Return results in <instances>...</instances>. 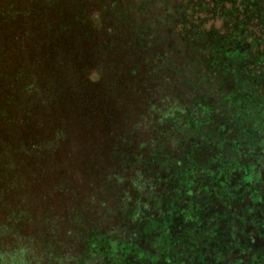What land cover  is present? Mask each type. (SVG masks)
<instances>
[{
	"label": "rangeland",
	"instance_id": "1",
	"mask_svg": "<svg viewBox=\"0 0 264 264\" xmlns=\"http://www.w3.org/2000/svg\"><path fill=\"white\" fill-rule=\"evenodd\" d=\"M249 6L264 12V0H0V264H109L114 249L91 240L92 234L133 238L129 210L147 208L153 192L165 198L168 190L171 214L190 189L179 178L190 167L175 165L170 152L196 142L183 124L201 119L197 99L225 105L216 110L217 122L254 137L259 151L251 152L250 164H264L260 113L237 124L239 109L226 103L232 88L233 95L264 107L261 82L253 81L262 75L261 62L248 68L237 61L219 74L208 70L212 49L226 42L218 54L224 58L245 24L254 25L252 15L246 21ZM147 18L142 33L138 25ZM257 24L260 41L245 52L262 61L264 22ZM60 26L66 27L55 36L60 45L49 47L46 41ZM141 37L145 43L138 46ZM106 42L107 52L101 48ZM248 77L244 97L237 85ZM165 133L171 136L161 149ZM157 150L161 163L150 166L146 154ZM230 186L198 187L207 199L211 192L229 201L247 195ZM257 188L248 193L258 214L247 215L264 225V200L258 204L252 197ZM229 201L213 203L214 212L229 217ZM256 242L254 259L264 264L263 237ZM237 245L253 246L251 239Z\"/></svg>",
	"mask_w": 264,
	"mask_h": 264
},
{
	"label": "trees",
	"instance_id": "2",
	"mask_svg": "<svg viewBox=\"0 0 264 264\" xmlns=\"http://www.w3.org/2000/svg\"><path fill=\"white\" fill-rule=\"evenodd\" d=\"M185 1L190 2V0ZM188 4L191 5L192 3ZM143 7V11H146V6ZM250 7H245L244 9L248 14L246 21L252 15L255 17L254 25L252 24L253 26H251L248 22L245 24V28L238 33L240 34V38L235 39L234 49L232 50L228 46V51L225 53L226 56L224 58L218 56V54L222 55V48L226 46V42L219 45L218 49H212L208 55H212L211 58L214 61L212 64L214 66H209L208 70L219 74V70H223L224 67H230L237 61L246 64L248 68L258 67L259 64L257 63L261 62L259 68L262 69V75L261 77L253 76V81L259 80L261 82L260 89L264 93V60L259 61L254 55H248L245 52V50L247 51L250 48H256L258 41H260L258 39L260 35H258L257 23L259 22L263 25L264 12H256L254 6ZM122 13H126V11L123 10ZM242 15L244 16V14ZM87 21L85 20L84 23L86 24ZM150 22L147 18L144 25L139 24V31L142 33L146 32V27L149 26ZM151 28L149 27V29ZM59 29L60 31L51 34V41H46L49 47H54L51 44L60 45L55 42V36H58L66 27L60 26ZM247 33L248 35H246ZM46 35L45 40L47 39ZM190 40L185 42L188 43ZM130 41L133 43V46L136 44L132 39ZM144 43L145 41L141 37L137 45H143ZM192 46L194 50L197 49L195 48V44H192ZM173 47L174 45H172ZM101 48L107 52L111 48V44L108 42L102 43ZM242 49L243 52L241 51ZM233 53L234 56L231 57ZM210 77L213 78L214 74L210 73ZM247 84H250L249 77L240 78L237 85L241 87L240 92L243 93L244 97H249L247 91H244ZM231 90L232 88L229 89L231 97L228 96L226 103L232 109H239L238 115L240 117L239 121L237 120V124L243 125L246 118L254 117L255 119V116L260 113V116L257 117V122L264 129V107L262 108V101L254 100V103L247 99L242 100L241 95H233V90ZM260 95L262 96V93L254 94L251 97L258 98ZM203 101L197 99L195 102L202 105V107L196 106L195 108L200 113L201 119L193 121L192 119L185 118L184 122L186 124H183V126L185 125L190 130L191 136L192 133L195 137L198 136L195 139L196 142L184 141L186 143L185 146L179 149L177 153L178 148L170 152V154L173 153L174 155L173 161L175 165L178 164L180 166L182 163H187V167H190V171L187 170L185 173L183 172V174L179 175L181 182H188L190 184V189L187 191V194L185 193V197L181 196L182 198L179 199L178 207L171 214L168 212L169 209L167 207L172 202L168 196V190H166L165 198L156 197L155 192L151 195L149 194L152 201H150V205L144 210L140 212H134L132 209L129 210L126 219L130 224H135L133 238L116 240L108 238L103 233L92 234L91 240L94 239V242H100L99 240H101L102 243H108L114 249L112 260L109 261V264H128V262L134 259L144 261V264H211L215 263L214 261H218V264H231V260H236L235 264H260L258 260L254 259L255 256L258 258L259 254L253 256V253L256 251L251 248H254L259 235L264 240V225L257 224L259 222L258 218L252 222L250 216L247 215V211H250L253 217L258 214L257 208L251 202L248 188L260 186L252 197L258 201V204L264 200V164H250L251 152L256 153L259 151V148L253 145L255 138L244 135L243 132L238 131L240 128L233 129L234 127L231 125L223 126L224 122H221L220 119L217 122V116L221 117V114H218L216 110L222 111V107H225V105L216 106L215 104H210L211 102L205 103ZM233 122L236 123V121ZM251 123L253 122L249 121V124ZM170 125L173 127L175 124ZM170 136L165 133L164 138L166 141L162 144L161 149L165 147V144L167 145ZM205 142L209 146L204 147ZM229 144L234 145L231 148H227L226 145ZM125 145L129 146L126 142ZM160 150L148 155L146 154V156L150 157V166L161 163V161L155 160V157H159ZM164 155L167 154L164 153ZM161 157L163 158V156ZM163 161L164 165H169L165 159ZM169 168L170 173H173L171 166ZM170 173L161 177H167L168 179ZM163 183L167 184L168 182ZM175 183L177 184L178 182ZM199 184L207 185L210 190L214 187H230L232 189L233 186L230 185L237 184L240 192H245L246 190L247 195L244 196V199L241 195L232 196L234 201H229L226 194H214L211 192L210 198L207 199L200 187H198ZM228 201L233 204V212L229 217L221 216L214 212L213 203L218 206L220 203H227ZM217 202L220 203L218 204ZM169 223L173 224L169 225ZM248 223L254 224L253 230L245 232ZM202 229H205L206 232L201 233ZM225 229L229 231L227 236L224 234ZM244 239L248 241L251 239L253 246H233L234 243H241ZM227 243L228 246H226ZM259 251L264 253V248L259 249Z\"/></svg>",
	"mask_w": 264,
	"mask_h": 264
}]
</instances>
